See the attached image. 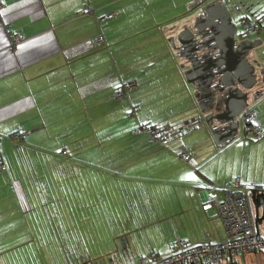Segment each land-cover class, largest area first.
<instances>
[{"label":"crops","instance_id":"0c3cea01","mask_svg":"<svg viewBox=\"0 0 264 264\" xmlns=\"http://www.w3.org/2000/svg\"><path fill=\"white\" fill-rule=\"evenodd\" d=\"M200 4L215 17L219 4L229 11L223 0H3L0 264H152L176 240L226 241L207 198L223 201L233 180L264 187V64L250 49L238 57L245 65L230 64L262 136L244 133L240 116L233 139L225 122L214 141L201 112L217 87L220 113L235 82L214 67V42L188 51ZM131 83L126 97L110 96ZM145 123L168 144L140 134ZM247 255L236 263L250 264Z\"/></svg>","mask_w":264,"mask_h":264},{"label":"built area","instance_id":"2783aa9c","mask_svg":"<svg viewBox=\"0 0 264 264\" xmlns=\"http://www.w3.org/2000/svg\"><path fill=\"white\" fill-rule=\"evenodd\" d=\"M3 7V0H0V9ZM246 36H253L257 28L253 22L244 25ZM15 44L18 37L12 38ZM133 84H126L125 88L130 89ZM124 90H114L110 96L119 99L124 95ZM252 110L245 112L243 118V132L251 133L253 139H258L263 132L256 127ZM146 132L152 139V143L166 146L169 142L168 135L157 129L144 128L138 130ZM24 134L18 130L14 135L19 138ZM189 156L188 151L180 154L185 159ZM225 191V199L218 201L214 196L208 197L207 202L214 205L224 226L226 241L215 245H206L183 249L180 240L175 241V252L162 260L154 261L152 264H232L239 255L259 254L264 252V236L256 228L254 211L251 202L252 193H264V187L255 184H245L233 180L222 188ZM140 264H144L140 261Z\"/></svg>","mask_w":264,"mask_h":264},{"label":"water","instance_id":"95a60500","mask_svg":"<svg viewBox=\"0 0 264 264\" xmlns=\"http://www.w3.org/2000/svg\"><path fill=\"white\" fill-rule=\"evenodd\" d=\"M236 5L234 8L236 11L239 9H242L246 12V14L250 18H254L253 13H251V9L255 8V3H251L252 0H234ZM221 13L215 17L212 13V9L214 7H204L202 4L198 5L196 10L199 12L197 15V18H195L192 23L195 25L198 23L200 19H203L207 22L209 26L215 27V32L212 33L213 36V42L215 44V48H217V51L219 53V61L218 64H214V67L216 68L217 65H226V73L229 78H233L235 84L233 85V89L229 90V96L225 98L223 102V109L220 113L215 112L218 108L219 104V93L221 90L213 89V94L210 95L209 98V105L206 111H202L201 114H205L203 117V120L206 124V127L209 131L210 136L214 139V141H217V134L219 133L218 128L223 126V123H229V134L226 141L233 139L237 133L239 128V122L238 118L241 116V123L243 124V118L245 117V108H246V96L244 93L240 91L238 87L236 86V81H239V73L235 70H230V64L235 62L237 60V63L241 65H245L246 62L244 59H238L239 52L236 49L237 44H242V42H239L237 40V27L232 22L230 12L228 9L224 6L219 4ZM216 8V7H215ZM198 19V20H197ZM213 20H216L213 22ZM196 24V25H197ZM184 27L185 24H183ZM197 28L198 32H200L201 29L205 27L195 26ZM239 38L240 33H239ZM240 40V39H239ZM238 41V42H237ZM250 41L248 40V43ZM251 43V42H250ZM256 46L251 47V50L254 49ZM241 56V55H240ZM249 67V66H248ZM226 88L232 87L231 85H224ZM213 123H216L213 125ZM251 201L253 204V210H254V220L256 223L257 231L259 232V226L264 223V193H252L251 194Z\"/></svg>","mask_w":264,"mask_h":264},{"label":"flooded vegetation","instance_id":"af4514ba","mask_svg":"<svg viewBox=\"0 0 264 264\" xmlns=\"http://www.w3.org/2000/svg\"><path fill=\"white\" fill-rule=\"evenodd\" d=\"M253 1H256V0H253ZM252 1V2H253ZM258 9H254V12L257 11ZM198 20V19H197ZM199 24H193L192 26H200V27H205L203 29L200 30V32L198 33L197 35V38L196 40L194 39L193 43H191V46H188V47H191L188 51L191 53V51H194V52H200V51H203V49L206 51V49H213V36H212V33H214L216 30H215V27L214 26H209L207 24L206 21H204L203 19H200L198 21ZM263 33V34H262ZM257 34V35H256ZM255 35L253 36H244L243 38L241 37V40H243V43L242 44H237L236 45V49L238 50L239 52V56L242 54H245V53H248L247 51H249V49L251 50V47L253 46H256L259 44L260 46V42L262 41L261 37H263L264 35V31L262 32H257ZM257 36L259 39H256L254 41H251V39L253 37ZM208 37V38H207ZM248 40H250V42L248 43ZM238 42V41H237ZM257 49V47H255L254 49H252L253 51ZM250 52V51H249ZM217 60L214 59V64L216 63L217 64ZM225 83H230L231 81H225ZM221 94L219 95V102H221V99L222 97H220ZM249 255H252V260L250 262V264H264V252H261L259 254H249ZM232 264H239V263H236V261H234Z\"/></svg>","mask_w":264,"mask_h":264},{"label":"rangeland","instance_id":"374dc122","mask_svg":"<svg viewBox=\"0 0 264 264\" xmlns=\"http://www.w3.org/2000/svg\"><path fill=\"white\" fill-rule=\"evenodd\" d=\"M210 1V0H209ZM223 1H225L226 3H227V5H228V8H229V11H230V13H231V18H232V20H233V23L236 25V27H237V36H238V38H237V40L240 42V41H243V40H239V39H241V38H239V33L241 32V30L243 29V25H242V17L243 16H245L246 15V12L245 11H243L242 9H240L238 12L233 8L234 7V3L232 2V1H227V0H223ZM235 2V1H234ZM244 12V13H243ZM188 17H190V13H186L185 12V14H183V16H181V18H180V20H182V19H185V18H188ZM189 19V18H188ZM262 39V41L260 42L261 44H260V46H259V44L256 46L257 47V49H255V55L263 62V64H264V35H263V37H261ZM217 88V87H216ZM218 89V88H217ZM141 95H148L147 94V92H144V91H142V92H139ZM155 93H157V92H154V95H155ZM136 94H137V92H136ZM219 95H220V93H219ZM218 95V96H219ZM153 102H152V104L153 105H155V104H157L156 103V101H158V100H152ZM149 109H150V111L152 112V114L154 113V111L157 109V107L156 106H154V107H152V108H148V110L147 111H149ZM240 122V121H239ZM93 173H94V171H93ZM104 174H105V172H104ZM120 222L121 223H127V221L126 220H120ZM106 225H107V229H109L110 228V226H108V224L106 223ZM120 228H122L121 227V224L119 223V228L116 226L115 228H114V230H113V232H114V236H115V234H117L118 232H119V230H120ZM262 231V230H261ZM110 232L112 233V228H111V230H110ZM104 237L105 238H107V237H110V236H108L105 232H104ZM110 234V233H109ZM151 234H153L154 235V233H151ZM261 234H263V233H261ZM111 235V234H110ZM101 237V236H100ZM112 237V236H111ZM143 237L144 236H142V239H143ZM138 238V237H137ZM57 243L55 242H51V246L52 247H54L55 245H56ZM105 246H111L109 243H106L105 244ZM55 252V251H54ZM41 254H44V252L42 251L41 252ZM55 255H56V253H55ZM247 256H249V255H247ZM238 258H239V256H238ZM238 258H237V260H238Z\"/></svg>","mask_w":264,"mask_h":264},{"label":"trees","instance_id":"16d2710c","mask_svg":"<svg viewBox=\"0 0 264 264\" xmlns=\"http://www.w3.org/2000/svg\"><path fill=\"white\" fill-rule=\"evenodd\" d=\"M253 1V0H252ZM251 1V3H252ZM253 3H255V5L258 6V10L254 12V9L256 8H253L251 9V13H253V16H255L253 19L250 18L247 14L245 16L242 17V25H243V29L241 30L240 32V37H244L246 35L245 34V29H244V25L248 22H253V24L255 25V27L257 28V32H261V31H264V0H256V1H253ZM257 35V34H256ZM256 37V36H255ZM241 40V39H240ZM250 41V40H249ZM242 42V41H240ZM124 90V95L121 97H126L129 93V89H126L125 86H121L119 89L117 90ZM119 98V99H121ZM144 128H148L150 130H154V129H157L159 131H164V129L161 127V126H157V125H153V124H150V123H145V124H141L137 129L138 130H143ZM144 133L147 137L149 136L146 132L142 131L140 132V134ZM150 138V142L152 143V139L151 137L149 136ZM154 144V143H152Z\"/></svg>","mask_w":264,"mask_h":264}]
</instances>
